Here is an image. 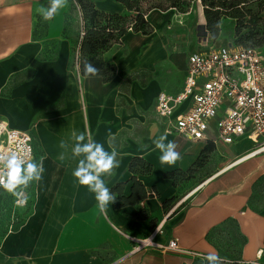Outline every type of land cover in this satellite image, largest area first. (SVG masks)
<instances>
[{"label": "crops", "instance_id": "1", "mask_svg": "<svg viewBox=\"0 0 264 264\" xmlns=\"http://www.w3.org/2000/svg\"><path fill=\"white\" fill-rule=\"evenodd\" d=\"M93 2L99 11L136 15L118 0ZM40 7H50V0H0V118L32 134L34 161L44 168L42 179L26 189L25 206L6 190L0 197V264H208L157 248L133 251V239L152 234L205 256L214 251L224 264H264V151L240 160L255 148L251 140L221 145L214 150L230 164L199 176L207 142L169 133L165 143L174 141L181 159L160 164L153 140L166 132V120L156 111L157 96L183 89L189 63L182 87L165 90L161 70L172 61L163 13L147 15L149 33L129 31L101 52L116 66L105 81L85 77L80 61L77 68L80 9L67 0L45 21ZM73 130L117 152L119 167L102 175L117 197L104 212L73 176L83 158L72 156ZM201 159L190 178L166 176L188 173Z\"/></svg>", "mask_w": 264, "mask_h": 264}, {"label": "built area", "instance_id": "2", "mask_svg": "<svg viewBox=\"0 0 264 264\" xmlns=\"http://www.w3.org/2000/svg\"><path fill=\"white\" fill-rule=\"evenodd\" d=\"M128 30L133 31V24ZM84 35L83 26L80 42ZM76 60L79 65L80 43ZM156 111L166 120L168 133L211 143L215 149L248 138L257 147L249 154L264 151L263 53L259 48L230 44L193 51L189 55L183 89L177 94L160 92ZM21 149L27 153V159L35 160L32 134L13 128L7 120L0 118V152H20ZM4 191L0 186V197ZM24 193L26 202L18 203L20 197L15 196L17 205L28 203L29 192L24 189ZM151 194L155 195V192ZM147 238L151 239V243H142ZM147 238L133 239L137 243L135 249L157 248L164 252L205 256L181 247L176 239L160 243L154 239V234ZM255 264L261 263L256 261Z\"/></svg>", "mask_w": 264, "mask_h": 264}, {"label": "trees", "instance_id": "3", "mask_svg": "<svg viewBox=\"0 0 264 264\" xmlns=\"http://www.w3.org/2000/svg\"><path fill=\"white\" fill-rule=\"evenodd\" d=\"M131 11H135L133 18L118 14H111L96 9L93 0H71L72 6H77L82 14L85 35L80 42V69L83 73L84 63H91L99 69V74L105 81H109L115 74L116 66L106 63L101 58V52L119 43L129 32L133 24V31L149 33L150 25L144 19V14L137 0H118ZM206 18L205 30L213 40L222 36L225 31L224 21L229 20L233 25V41L230 45L260 48L264 46V0H201ZM215 149L211 143L207 144V151ZM199 160L188 173L176 171L166 174L167 177L186 176L190 178L203 165ZM32 187V182L28 186Z\"/></svg>", "mask_w": 264, "mask_h": 264}, {"label": "clouds", "instance_id": "4", "mask_svg": "<svg viewBox=\"0 0 264 264\" xmlns=\"http://www.w3.org/2000/svg\"><path fill=\"white\" fill-rule=\"evenodd\" d=\"M67 4V0H50V7H40L37 11L45 21L51 20L55 14ZM79 68V65H77ZM83 73L85 77H95L99 74V69L91 63L85 62ZM168 132L160 135L158 139H154L153 143L156 149L162 153L159 157L160 164L173 165L181 159L180 153L176 150L178 145L174 141H168ZM87 136V142L84 143ZM71 139L75 141L72 146L71 153L73 157H81L73 176L82 186H87L90 192L95 193L98 201V207L101 212L107 209L109 203L116 200V194L112 193L106 186L102 175H113V170L119 167L117 160V152L112 150L111 153L104 149L103 144L94 142L90 133H77L75 130L71 133ZM66 142L61 141L60 147H65ZM23 153V154H22ZM27 153L23 149L18 151L0 152V186L14 196L20 197L18 203L26 202L24 189H27L31 182H39L44 172L42 160L35 162L26 158ZM20 191H17V189ZM144 244H150L151 239L147 238L142 241ZM133 251H139L138 248ZM207 260L208 264H224L222 258L216 252H209L208 255L202 257Z\"/></svg>", "mask_w": 264, "mask_h": 264}, {"label": "rangeland", "instance_id": "5", "mask_svg": "<svg viewBox=\"0 0 264 264\" xmlns=\"http://www.w3.org/2000/svg\"><path fill=\"white\" fill-rule=\"evenodd\" d=\"M137 2L145 20L152 11L163 13L164 24L161 26L171 42L172 61V66L169 69L165 67L160 75L167 91H178L182 87L189 55L198 48L201 41H204L202 48L212 49L222 44L228 45L234 40L233 25L229 20L223 22L225 31L220 38L213 40L206 34V18L201 0H137ZM259 49L264 55V46ZM206 162V167L201 170L202 173L199 176L211 173L218 163H224L225 166L230 164L226 163V159L214 149L207 151Z\"/></svg>", "mask_w": 264, "mask_h": 264}, {"label": "bare ground", "instance_id": "6", "mask_svg": "<svg viewBox=\"0 0 264 264\" xmlns=\"http://www.w3.org/2000/svg\"><path fill=\"white\" fill-rule=\"evenodd\" d=\"M257 153H259V151L254 152V153H251V154H249L248 156H246V157H244V158H242V159H240V160L248 159L249 157L254 156V155L257 154ZM240 160H239V161H240ZM237 162H238V161H237Z\"/></svg>", "mask_w": 264, "mask_h": 264}]
</instances>
